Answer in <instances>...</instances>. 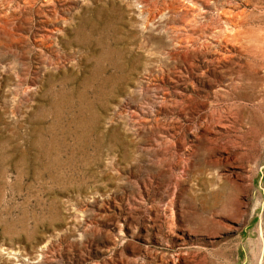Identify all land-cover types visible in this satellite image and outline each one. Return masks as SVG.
I'll list each match as a JSON object with an SVG mask.
<instances>
[{"label":"rangeland","instance_id":"obj_1","mask_svg":"<svg viewBox=\"0 0 264 264\" xmlns=\"http://www.w3.org/2000/svg\"><path fill=\"white\" fill-rule=\"evenodd\" d=\"M0 264H264V0H0Z\"/></svg>","mask_w":264,"mask_h":264},{"label":"bare ground","instance_id":"obj_2","mask_svg":"<svg viewBox=\"0 0 264 264\" xmlns=\"http://www.w3.org/2000/svg\"><path fill=\"white\" fill-rule=\"evenodd\" d=\"M189 2V1H188ZM188 12V11H187ZM183 16V15H182ZM187 16V15H186ZM184 18V17H183ZM173 53V52H172ZM171 54V53H170ZM192 56V55H191Z\"/></svg>","mask_w":264,"mask_h":264}]
</instances>
